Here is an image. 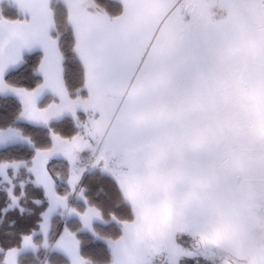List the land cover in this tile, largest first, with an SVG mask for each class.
<instances>
[{
    "label": "snow or ice",
    "instance_id": "6c2138e0",
    "mask_svg": "<svg viewBox=\"0 0 264 264\" xmlns=\"http://www.w3.org/2000/svg\"><path fill=\"white\" fill-rule=\"evenodd\" d=\"M9 118L0 264H264V0H0Z\"/></svg>",
    "mask_w": 264,
    "mask_h": 264
},
{
    "label": "rangeland",
    "instance_id": "374dc122",
    "mask_svg": "<svg viewBox=\"0 0 264 264\" xmlns=\"http://www.w3.org/2000/svg\"><path fill=\"white\" fill-rule=\"evenodd\" d=\"M245 50H247V49H242V51H245ZM243 82H244V81H243V79H242V80H241V83H243ZM245 92H246L247 95H249V96H253V95H254V93H253V89H252L250 86H248V87L245 88ZM248 110H249V111H255V110H257V105H252V106H250V108H249ZM258 136H259L260 138H264V122H261V124L259 125ZM237 236H238L239 239H244V233H243V232H239V233H237Z\"/></svg>",
    "mask_w": 264,
    "mask_h": 264
},
{
    "label": "trees",
    "instance_id": "16d2710c",
    "mask_svg": "<svg viewBox=\"0 0 264 264\" xmlns=\"http://www.w3.org/2000/svg\"><path fill=\"white\" fill-rule=\"evenodd\" d=\"M11 118H9V120H3V119H0V123H7L10 121ZM20 127H23V125H19ZM46 136V130L43 128V126H41V129H40V137L41 138H44ZM72 224H75L76 221L75 219L71 220L70 221Z\"/></svg>",
    "mask_w": 264,
    "mask_h": 264
},
{
    "label": "crops",
    "instance_id": "0c3cea01",
    "mask_svg": "<svg viewBox=\"0 0 264 264\" xmlns=\"http://www.w3.org/2000/svg\"><path fill=\"white\" fill-rule=\"evenodd\" d=\"M74 203V205H75V202H73ZM73 220V219H72Z\"/></svg>",
    "mask_w": 264,
    "mask_h": 264
}]
</instances>
